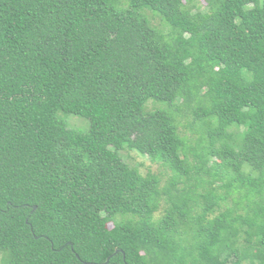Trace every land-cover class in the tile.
<instances>
[{
	"label": "trees",
	"instance_id": "16d2710c",
	"mask_svg": "<svg viewBox=\"0 0 264 264\" xmlns=\"http://www.w3.org/2000/svg\"><path fill=\"white\" fill-rule=\"evenodd\" d=\"M197 1L0 0V264H264V0Z\"/></svg>",
	"mask_w": 264,
	"mask_h": 264
},
{
	"label": "rangeland",
	"instance_id": "374dc122",
	"mask_svg": "<svg viewBox=\"0 0 264 264\" xmlns=\"http://www.w3.org/2000/svg\"><path fill=\"white\" fill-rule=\"evenodd\" d=\"M201 6H205V3L203 2V0H198L196 3H198ZM157 21H154V24H156ZM157 107V105L152 104V103H148L147 104V108L148 109H154V107ZM78 118V117H77ZM191 117L189 116V118H183V119H179V132L181 135H187V136H191V134L185 130L184 126L186 125V123L190 122ZM86 122V121H85ZM85 122H83L82 120L79 119H75L72 116V119L69 120V125L73 128H83L85 127ZM235 131V130H234ZM192 137V136H191ZM120 155L123 157V160L130 166V167H135L138 169V171L140 172V174L145 175L148 171L152 172V173H159V172H163V170L160 168L159 165L151 163L146 157L139 155L138 153L134 152V151H120ZM189 159L191 161H193V158L189 157ZM169 176H171V173H165L163 175L162 173V180L161 183L162 185L165 184L166 180H169ZM160 216V212L156 215V218Z\"/></svg>",
	"mask_w": 264,
	"mask_h": 264
},
{
	"label": "water",
	"instance_id": "95a60500",
	"mask_svg": "<svg viewBox=\"0 0 264 264\" xmlns=\"http://www.w3.org/2000/svg\"><path fill=\"white\" fill-rule=\"evenodd\" d=\"M116 253V252H115Z\"/></svg>",
	"mask_w": 264,
	"mask_h": 264
}]
</instances>
